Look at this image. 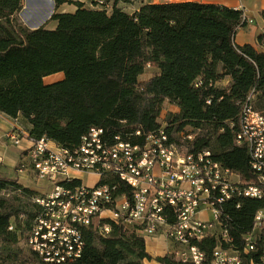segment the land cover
Wrapping results in <instances>:
<instances>
[{
    "label": "trees",
    "instance_id": "1",
    "mask_svg": "<svg viewBox=\"0 0 264 264\" xmlns=\"http://www.w3.org/2000/svg\"><path fill=\"white\" fill-rule=\"evenodd\" d=\"M53 1L56 9L70 2ZM88 1L113 2L112 11L85 8L77 1L74 12H54L50 20L57 22L55 28H30L19 16L23 0H0V113L21 118L31 139L45 136L74 149L93 127L103 128L112 140L120 136L141 142L134 133L160 128L169 102L177 108L164 123L170 134L190 127L197 132L192 150L209 149L243 183H256L249 151L236 143V135L251 95L254 108L264 112V33L257 36L256 46L238 44L236 33L247 20L241 10L225 5L150 2L128 13L118 4L138 0ZM261 14L264 18V10ZM148 68L154 74L141 80ZM57 73L63 78L44 81ZM108 182L118 185L120 194L131 195L126 183ZM40 195L0 173V264H55L27 245L28 233L43 215L33 201ZM262 206V200L247 197L224 204V222L235 248L244 247L243 236L252 230ZM105 223L110 231L103 234ZM83 239L81 257L71 264H184L170 255L153 257L137 227L109 219L95 218ZM198 245L209 258L217 239Z\"/></svg>",
    "mask_w": 264,
    "mask_h": 264
},
{
    "label": "built area",
    "instance_id": "2",
    "mask_svg": "<svg viewBox=\"0 0 264 264\" xmlns=\"http://www.w3.org/2000/svg\"><path fill=\"white\" fill-rule=\"evenodd\" d=\"M252 99L254 95L242 108L236 135V143L250 154L257 178L252 184L243 183L209 149L192 150L197 132L170 134L164 123L148 133L137 130L142 141L136 143L120 136L112 140L103 128L93 127L74 149L28 134L31 146L23 167L28 165L36 180L51 188L33 200L44 211L28 233L27 245L47 262L71 264L83 252L84 229L98 218L137 227L145 238L164 235L171 244L166 255L184 264H264V206L243 236L242 249L231 242L223 210L234 197L264 202V112L254 108ZM21 137L17 129L6 132L10 142ZM109 145H116L115 155L107 153ZM83 174L94 176V183L81 180ZM77 179L80 184H71ZM109 179L126 183L131 195L120 194ZM100 230L109 233L110 225ZM257 233H263V241H256ZM207 238L217 239L209 258L198 245Z\"/></svg>",
    "mask_w": 264,
    "mask_h": 264
},
{
    "label": "crops",
    "instance_id": "3",
    "mask_svg": "<svg viewBox=\"0 0 264 264\" xmlns=\"http://www.w3.org/2000/svg\"><path fill=\"white\" fill-rule=\"evenodd\" d=\"M177 1L214 3L241 10L247 18V23L245 26L240 27L236 33V42L240 45L248 43L256 46L257 36L264 33V18L261 14V11L264 10V0H171V2ZM29 27L37 28L34 26ZM14 129H17L22 136L20 142H10L6 139V132ZM30 146L31 141L28 138V128L22 122V119L19 118L16 121L0 113V173L5 174L6 177L18 179L24 186L44 193L46 192L43 190L44 187H38V181L31 168L28 165L26 168L23 167V164H25V152ZM85 175H80L79 178L83 180ZM145 241L147 251L153 257L165 256L171 247L170 242L164 235L146 237ZM145 264L160 263L152 260L145 261Z\"/></svg>",
    "mask_w": 264,
    "mask_h": 264
},
{
    "label": "rangeland",
    "instance_id": "4",
    "mask_svg": "<svg viewBox=\"0 0 264 264\" xmlns=\"http://www.w3.org/2000/svg\"><path fill=\"white\" fill-rule=\"evenodd\" d=\"M80 3L82 2L85 8H98V9H105L109 13L112 11L113 7V2H109L107 4H93L89 2L88 0H70L69 3L63 4L60 7L56 9L54 1L51 0H23V10L20 13V19L22 22H24L28 26H34V27H39L42 25H46L48 28H55L57 22L55 20H50L51 16L54 14V12H74L77 10V4L76 2ZM166 1H171V0H138L133 3H119L118 7L121 8L122 10L128 12V13H134L135 11L140 8V6L144 3H150V2H166ZM145 74L141 77V80H147L149 79L153 74L154 70L152 68H148L146 70ZM63 73H57L56 75H49L45 77L44 81L46 83H53L56 82L60 79L63 78ZM227 83V80L223 82L222 85H225ZM177 111V108L173 105H171L169 102H166L163 107V113L160 117V122L161 123H166L168 124L167 116L168 112H175ZM186 131H191L190 127L186 128ZM17 142V141H13ZM83 180L88 183V184H93L95 181V177L91 175H85L83 177ZM43 186V190L48 192L50 190V184L47 181L40 180L38 181V187ZM21 248L25 249L24 244L22 243L20 245Z\"/></svg>",
    "mask_w": 264,
    "mask_h": 264
},
{
    "label": "bare ground",
    "instance_id": "5",
    "mask_svg": "<svg viewBox=\"0 0 264 264\" xmlns=\"http://www.w3.org/2000/svg\"><path fill=\"white\" fill-rule=\"evenodd\" d=\"M107 153L109 154H116V145H109L107 146ZM260 234L261 233H257L256 234V241H258L259 237H260ZM261 251H264V248L261 250Z\"/></svg>",
    "mask_w": 264,
    "mask_h": 264
}]
</instances>
